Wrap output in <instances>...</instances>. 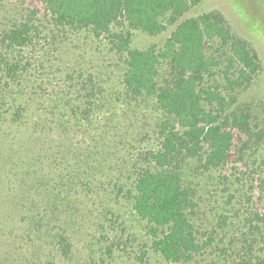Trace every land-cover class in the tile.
<instances>
[{
  "label": "trees",
  "instance_id": "trees-1",
  "mask_svg": "<svg viewBox=\"0 0 264 264\" xmlns=\"http://www.w3.org/2000/svg\"><path fill=\"white\" fill-rule=\"evenodd\" d=\"M202 1L0 0L3 263L22 243L69 260L81 211L108 220L125 201L148 237L135 264H264V213H241L264 190L246 174L264 163V116L240 101L262 59L222 11L183 19ZM171 26L163 47L132 46ZM78 38L120 59L117 81L66 58Z\"/></svg>",
  "mask_w": 264,
  "mask_h": 264
},
{
  "label": "rangeland",
  "instance_id": "rangeland-1",
  "mask_svg": "<svg viewBox=\"0 0 264 264\" xmlns=\"http://www.w3.org/2000/svg\"><path fill=\"white\" fill-rule=\"evenodd\" d=\"M214 9L222 11L233 29L242 37L249 40L254 47L258 50L263 64L261 74L256 78L253 85L246 91L240 94V101H251L256 108L258 114L264 116V0H203L200 4L192 8L184 17H192L199 15L203 12H208ZM175 26H171L165 32L151 36L141 31H136L133 36L132 46L136 48L145 49L149 46H156L157 48L163 47L166 39L171 35ZM90 40V41H89ZM78 38L67 47L68 55L66 58L72 60L74 64L80 67L85 72L98 73L110 82L117 81L120 77L119 65L120 59L115 55H106L105 46L99 41H92L91 39ZM57 83V80H54ZM256 161V160H255ZM235 167V166H234ZM233 174L238 175L242 179V186L246 185L243 182V173L238 168H233ZM248 178L255 176L256 185L260 184V189H264V163L256 161L255 168H249L246 171ZM235 178V176H233ZM240 186V189H242ZM244 193V192H242ZM249 192L243 202V211L241 212L244 218L248 217L245 211L249 208L252 211L259 209L264 213V190L256 196L252 193L254 198ZM240 198H242L240 196ZM254 201V202H253ZM98 202V200H97ZM91 207L90 213L81 211L80 216L72 223V237H74V250L73 255L69 260L58 256L57 253L45 256L48 253V248L45 246L42 249L26 246L22 243L21 253L15 257V264H135L132 256L138 255L143 248L147 235L145 234L144 227L140 221L134 216L131 207L128 203L123 201L118 209L115 210L116 216L108 214L106 218L100 214L101 207L97 204H89ZM94 213V217H92ZM124 225L126 230L132 235L130 241H127L128 248L125 250L123 246L118 248V242L121 240L107 238L109 236L107 230L113 229L117 226ZM105 230L104 232H102ZM103 236H101V234ZM126 233V234H129ZM125 234V235H126ZM127 237V236H126ZM123 236V240H126ZM104 238L107 244L110 240L111 244L114 243L116 250L114 259H103L104 256ZM101 239V242H99ZM114 240V242H112ZM109 242V243H110ZM116 245V246H115ZM120 249V250H119ZM3 247L0 244V264L3 263L2 255ZM103 253V254H102ZM206 263V261L204 262ZM138 264V263H136Z\"/></svg>",
  "mask_w": 264,
  "mask_h": 264
}]
</instances>
